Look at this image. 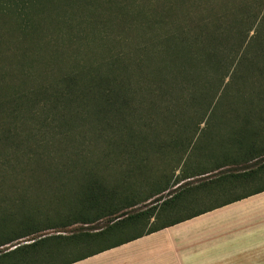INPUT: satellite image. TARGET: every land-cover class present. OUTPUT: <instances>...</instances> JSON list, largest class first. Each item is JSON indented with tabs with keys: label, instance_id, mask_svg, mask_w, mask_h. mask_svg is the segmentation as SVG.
I'll return each mask as SVG.
<instances>
[{
	"label": "trees",
	"instance_id": "16d2710c",
	"mask_svg": "<svg viewBox=\"0 0 264 264\" xmlns=\"http://www.w3.org/2000/svg\"><path fill=\"white\" fill-rule=\"evenodd\" d=\"M180 163L204 176L169 190ZM261 191L264 0H0V246L28 237L0 264H72ZM43 194L82 225L15 218Z\"/></svg>",
	"mask_w": 264,
	"mask_h": 264
},
{
	"label": "crops",
	"instance_id": "0c3cea01",
	"mask_svg": "<svg viewBox=\"0 0 264 264\" xmlns=\"http://www.w3.org/2000/svg\"><path fill=\"white\" fill-rule=\"evenodd\" d=\"M72 264H264V191Z\"/></svg>",
	"mask_w": 264,
	"mask_h": 264
},
{
	"label": "rangeland",
	"instance_id": "374dc122",
	"mask_svg": "<svg viewBox=\"0 0 264 264\" xmlns=\"http://www.w3.org/2000/svg\"><path fill=\"white\" fill-rule=\"evenodd\" d=\"M203 125H204V123H201L200 127H202ZM192 158H196V157H192ZM197 158H199V157H197ZM201 160L203 162V159H201ZM190 164L195 166L196 160L194 159V161L190 162ZM183 165H184L183 163H180L179 166L173 165L171 167L172 169L170 170L171 172L169 171V178L167 179V183L172 185V187L169 190L174 189L176 186H178L179 184L183 183L186 180L192 179L193 182H195L196 180H199V179H201V177L204 176V175L203 176L199 175V176H195V177H191V178H187L185 180H182V178L185 175V172L182 171ZM193 166H191V167H193ZM184 167H185V165H184ZM167 168H170V167H167ZM192 170L195 171V167ZM156 171L159 173H161V172L165 173V170L162 171L158 168L155 169V172ZM106 173H112L110 179L113 181V180H117L120 177L122 172L120 170L116 169V170L106 171ZM134 173L135 172H132L131 175L133 176ZM143 174H144V172H143ZM134 177L136 180L135 184H137V181L140 178V173H138V174L136 173L134 175ZM177 181H181V182H179L178 184L175 185V183ZM261 182H262V180H259V181L255 182V184L260 185ZM257 183H259V184H257ZM167 192H168V190H166L164 193L166 194ZM236 192L240 193V192H243V190L239 189V190H236L234 193H236ZM28 197L31 198V195L28 194ZM59 198L71 200L74 198V194H72V193L71 194L69 193L67 195L62 194L60 197L54 198V200L58 201ZM198 198H199L198 192L196 190L192 191L190 194H186V196L184 195L182 198H180V203L176 207L168 208V209L166 208V210L164 212L160 213V216L158 217V219H156V221L154 223L155 224H161L165 221H171V220L176 219V218H181V217L186 216L189 213L193 212L194 210H198V209L202 208V206L199 205L202 202H200ZM18 199H20V198L16 197V198L12 199V203L14 205V210L16 211L15 213L17 214L15 216V218L17 216L21 217L22 215H25V216H31L32 218L35 219L36 222H40L39 228H44V230L39 231L37 234H43V233L53 234V233H59V232L65 233V232H63V230H65V231L71 230L72 228H75V227L82 225L80 223H77V224L70 225L68 227H62L60 225L58 226L59 222L61 221L60 216L57 215V213H55V209H56V207H58V205L56 202L55 203L52 202V204L49 205L48 204V202L50 203L49 196L46 194H43V196L40 200H37L35 197H32V200L28 202L29 207L26 210L24 209V204H21ZM153 199H154V197H151L147 200H144V199L140 200L139 198H137V199H135L137 201V204L133 207H129L126 210L135 211V210H139V209H145L146 207L151 205V202ZM35 205H39V207L41 208V212L36 211ZM61 212L66 213L67 211L62 210ZM47 216L49 218H51V221L46 219V218H48ZM47 223H49V225H44ZM27 238L28 237H22L20 239H17L15 241L11 242V243H7L3 246H0V250H3L4 248H7V247L13 248V247H15L14 244H16L18 241L27 242Z\"/></svg>",
	"mask_w": 264,
	"mask_h": 264
}]
</instances>
